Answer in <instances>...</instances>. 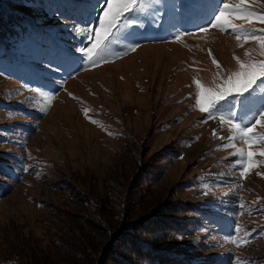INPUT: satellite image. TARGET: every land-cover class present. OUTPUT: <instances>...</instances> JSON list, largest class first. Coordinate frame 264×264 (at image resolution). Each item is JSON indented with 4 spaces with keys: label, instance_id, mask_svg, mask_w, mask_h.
Listing matches in <instances>:
<instances>
[{
    "label": "rangeland",
    "instance_id": "1",
    "mask_svg": "<svg viewBox=\"0 0 264 264\" xmlns=\"http://www.w3.org/2000/svg\"><path fill=\"white\" fill-rule=\"evenodd\" d=\"M215 3H153L146 12L132 14L142 21L130 26L132 38L112 46L119 52L131 42L140 47L87 70L75 62L82 39L73 25L95 23L98 0H36L15 6L38 27V39L46 33L58 39L73 61L58 68L18 51L0 56V264L12 259L36 264L33 256L54 250L57 241L69 242L73 233L93 251L92 257L95 237L73 228L85 205L80 192L96 201L104 182L126 181L117 194L120 200L136 160L148 158L158 163L157 176L150 189L140 191L145 197L148 192L150 201L175 189L183 206L169 223L182 243V256L192 264H236L237 257L246 264H264V176L257 175L264 173V164L241 179L239 168L232 166V150L220 148L223 141L212 134L217 129L220 136L230 135L228 126L221 128L218 120L203 123L205 114L193 110V79L211 85L217 73L209 49L227 71L236 67L234 54L243 58L245 49L258 48L252 41L238 47L231 34L215 29L199 33ZM252 7L264 12V0ZM246 26L264 27L258 22ZM177 31L198 35L176 41ZM41 92L55 95L47 111L41 110ZM236 111L244 115L239 105ZM158 152L159 159L154 157ZM52 202L74 208L72 217L51 219L57 210ZM237 225L249 233L239 234L248 241L240 247L227 239L236 235Z\"/></svg>",
    "mask_w": 264,
    "mask_h": 264
},
{
    "label": "snow or ice",
    "instance_id": "2",
    "mask_svg": "<svg viewBox=\"0 0 264 264\" xmlns=\"http://www.w3.org/2000/svg\"><path fill=\"white\" fill-rule=\"evenodd\" d=\"M159 2L160 0H98L95 23L73 25V32L82 39V46L76 49L81 55L75 62H82V66L87 70L89 67L99 66L115 57L135 51L140 47L136 42L127 43L123 52L114 51L112 46L132 38L133 34L128 31L130 26L142 24L139 16L132 14L144 13L153 3ZM254 3L256 0H216L205 25L199 27V33L207 34L211 29H215L221 33L231 34L238 42V47H244L245 43L252 41L258 48L245 49L243 58L234 54L236 67L227 71L212 56L209 49L208 55L212 57V64L217 69L212 84L206 85L195 78L192 81L196 89L193 110L205 114L203 123L218 120L221 128L228 126L230 135L220 136L217 129H213L212 134L223 141L220 148L232 150L229 155L236 157L232 166L239 168L241 179L246 178L251 169L264 164V159H257L264 157V27L246 26L256 22L264 25V12L253 9ZM196 35L198 34L177 31L175 40L181 41L185 36ZM83 41L88 43L84 44ZM40 95L45 101L41 110L47 111L55 95L45 92H41ZM237 105L244 113L243 116H238ZM83 111L87 117L89 109L85 108ZM89 119L91 123L104 127L101 121ZM257 175L264 176V173ZM239 207L245 210L243 201ZM240 214L244 212L241 211ZM242 231L245 232V237L249 234L246 229L237 225L236 235L227 239L237 247L246 245L247 239L239 236ZM236 264L246 262L237 257Z\"/></svg>",
    "mask_w": 264,
    "mask_h": 264
},
{
    "label": "trees",
    "instance_id": "3",
    "mask_svg": "<svg viewBox=\"0 0 264 264\" xmlns=\"http://www.w3.org/2000/svg\"><path fill=\"white\" fill-rule=\"evenodd\" d=\"M33 1L36 0H0V56L9 58L13 56L11 51H18L33 56L34 60L58 68L65 67L68 61H73L67 47L48 33L44 40L38 39L40 34L34 32L38 27L33 25L32 19L28 20V15L15 8L17 5H26ZM38 1L42 3V0ZM18 62L27 71V67L19 60ZM154 157L159 159L160 153L158 152ZM139 161L140 159L136 160L132 170L136 168L134 173L131 171L128 176L130 179L120 200L117 194L126 181L121 184L117 180L104 182L101 189L95 192L96 201L79 191L83 195L82 203L85 205L78 211L73 228L79 235L92 234L95 237L93 247L97 251L92 257H89V253L93 251L87 249L86 247L89 246L82 244L73 233L69 242L57 241L59 246L50 252L41 251L40 257H32L33 261L36 264H192L191 259L182 256V243L176 237V232L172 234L174 225L169 223L174 214L181 212L183 204L180 198L175 189L173 194L171 189V195H167L166 192L163 196L151 199L150 202L147 199L148 192L145 197L140 190L152 187V182L156 180L158 163L150 161V158L147 162ZM124 177L127 180V174ZM108 187L111 189L108 190ZM2 195L3 192L0 191V196ZM173 196L178 199L172 198ZM72 202L75 204V200ZM59 204L52 202L53 207ZM74 211V208L57 207L49 217L54 220L67 215L72 217ZM109 211L112 215L110 218L105 215ZM152 230L162 239L154 236ZM63 238L64 236H61L58 239L63 241ZM16 261L19 260L12 259L11 264L32 263L27 260L23 263Z\"/></svg>",
    "mask_w": 264,
    "mask_h": 264
},
{
    "label": "bare ground",
    "instance_id": "4",
    "mask_svg": "<svg viewBox=\"0 0 264 264\" xmlns=\"http://www.w3.org/2000/svg\"><path fill=\"white\" fill-rule=\"evenodd\" d=\"M84 1V0H83ZM88 2V1H87Z\"/></svg>",
    "mask_w": 264,
    "mask_h": 264
}]
</instances>
